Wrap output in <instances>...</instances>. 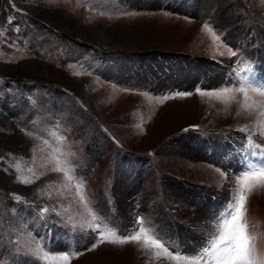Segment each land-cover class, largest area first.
I'll list each match as a JSON object with an SVG mask.
<instances>
[{
	"label": "rangeland",
	"instance_id": "rangeland-1",
	"mask_svg": "<svg viewBox=\"0 0 264 264\" xmlns=\"http://www.w3.org/2000/svg\"><path fill=\"white\" fill-rule=\"evenodd\" d=\"M249 80L264 84V0H0V109L30 142L0 157V264H177L108 242L94 216L196 252L264 163V96L236 90ZM245 219L264 257V187Z\"/></svg>",
	"mask_w": 264,
	"mask_h": 264
},
{
	"label": "snow or ice",
	"instance_id": "snow-or-ice-1",
	"mask_svg": "<svg viewBox=\"0 0 264 264\" xmlns=\"http://www.w3.org/2000/svg\"><path fill=\"white\" fill-rule=\"evenodd\" d=\"M205 30L210 31L207 25H205ZM214 39L218 40L219 37H214ZM248 89L264 96V84L257 85L249 80L245 83H238L236 86V90L244 94L245 100L248 98ZM232 91L233 89L226 87L220 91L207 94L228 96ZM197 94L203 96L206 93L197 89ZM183 95H191V93ZM238 184L239 187L234 191L232 198L213 222L215 234L194 253L184 254L174 241H166L153 228L145 227L142 221L134 222V224H139L138 229L125 230V232L117 235L114 226L103 222V217L94 216L93 218L103 223L108 236L111 237L108 242L120 244L141 243L142 248L145 250L150 248L160 250L176 261L177 264H201V261L205 259L208 260V264H264V257L257 253L254 245L256 237L249 235L248 224L245 219L248 195L254 189L264 187V163L259 164V166L246 165L239 174ZM99 227L100 224H97V228ZM99 239L104 242L105 236L101 234ZM95 246L96 244L93 242L91 247L85 250H93ZM42 251H44L43 260L54 259L59 264H69L72 258H77L80 254L75 250L62 255H51L45 250ZM156 254L159 255V252Z\"/></svg>",
	"mask_w": 264,
	"mask_h": 264
},
{
	"label": "trees",
	"instance_id": "trees-1",
	"mask_svg": "<svg viewBox=\"0 0 264 264\" xmlns=\"http://www.w3.org/2000/svg\"><path fill=\"white\" fill-rule=\"evenodd\" d=\"M29 147L30 142L18 133L9 114L0 109V157L7 154L25 157ZM4 174L0 169V188L7 189Z\"/></svg>",
	"mask_w": 264,
	"mask_h": 264
}]
</instances>
